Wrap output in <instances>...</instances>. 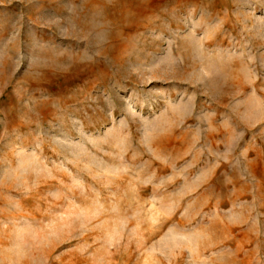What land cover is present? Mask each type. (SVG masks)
<instances>
[{
	"label": "rangeland",
	"instance_id": "rangeland-1",
	"mask_svg": "<svg viewBox=\"0 0 264 264\" xmlns=\"http://www.w3.org/2000/svg\"><path fill=\"white\" fill-rule=\"evenodd\" d=\"M0 264H264V0H0Z\"/></svg>",
	"mask_w": 264,
	"mask_h": 264
}]
</instances>
